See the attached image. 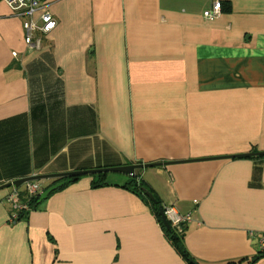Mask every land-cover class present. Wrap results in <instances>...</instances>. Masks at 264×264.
Segmentation results:
<instances>
[{
    "label": "crops",
    "instance_id": "obj_1",
    "mask_svg": "<svg viewBox=\"0 0 264 264\" xmlns=\"http://www.w3.org/2000/svg\"><path fill=\"white\" fill-rule=\"evenodd\" d=\"M214 1L50 0L35 48L0 0V184L169 162L134 175L189 214V259L264 264V154L233 156L264 151V0H219L207 19ZM109 173L68 176L13 221L7 204L0 264H192L122 186L131 175Z\"/></svg>",
    "mask_w": 264,
    "mask_h": 264
},
{
    "label": "built area",
    "instance_id": "obj_2",
    "mask_svg": "<svg viewBox=\"0 0 264 264\" xmlns=\"http://www.w3.org/2000/svg\"><path fill=\"white\" fill-rule=\"evenodd\" d=\"M11 12L15 16L21 17V27L23 33V41L28 46L39 48L41 42L46 38V34L50 32L56 25V19L49 12L48 5L50 0H3ZM221 2L215 0L211 7L203 11V16L207 19H213L220 13ZM38 12L37 18L33 14ZM139 180V179H138ZM25 195L20 197L21 189L13 187L11 191L0 198V212L5 213V206L10 205L11 214L7 215L8 221L17 219L21 212L30 210V200L39 196L43 188L36 181H25L23 183ZM163 213L169 222L170 226L175 230H180V227L185 222L190 221L189 214L179 213L173 206H163ZM259 253L264 255V231L259 237Z\"/></svg>",
    "mask_w": 264,
    "mask_h": 264
},
{
    "label": "water",
    "instance_id": "obj_3",
    "mask_svg": "<svg viewBox=\"0 0 264 264\" xmlns=\"http://www.w3.org/2000/svg\"><path fill=\"white\" fill-rule=\"evenodd\" d=\"M264 151H257V152H248V153H241V154H235L233 156L237 157H243V156H252V155H263ZM219 157H226V156H219ZM169 162H149V163H139V164H122V165H116V166H106V167H98V168H92V169H82V170H74V171H66V172H56V173H48V174H36L31 175L23 178H18L6 183L0 184V189L7 188L10 186H19L25 181H32V180H39L44 178H59V177H68V176H77V175H83V174H89V173H98V172H120L126 175H134V170L139 168H145L150 166H158ZM62 184V181L57 182L45 190H43L39 194V200H43L47 197V195L56 189L58 186ZM145 195L149 200L152 202H156L155 198L153 197L152 193L148 190L145 191ZM161 222L164 225V227L167 230H170V224L167 221L164 213L162 210H159ZM192 264H197L195 261L189 259Z\"/></svg>",
    "mask_w": 264,
    "mask_h": 264
},
{
    "label": "trees",
    "instance_id": "obj_4",
    "mask_svg": "<svg viewBox=\"0 0 264 264\" xmlns=\"http://www.w3.org/2000/svg\"><path fill=\"white\" fill-rule=\"evenodd\" d=\"M75 177L76 176H71L72 179H74ZM136 178L137 177H135V175L130 176V178L127 179L122 184V186L125 187V188L130 189L132 192H136L143 199L147 200L150 203L151 207H152V211L155 214V216L157 218V221L163 227L162 222H161V218H160V214H159V210H163V206L161 205V203L159 202V200H158V198L156 196H155L156 202H151V201L148 200L147 196L145 195V191L148 190V191H150L152 193L151 189L144 182L139 181L138 180L139 178H137V179ZM66 179H67V177H59V178H56L54 180V183L53 184H55L57 182H60V181L66 182ZM63 183H62V185H63ZM107 183L108 182L105 179H101L100 181H98V184L96 182L97 185H104V184H107ZM62 185L58 186L57 188H60ZM47 187H49V186L44 187V189H46ZM53 191H51L50 193H52ZM38 199H39V196H36L35 198H32L30 200V209H32V208L35 207V205L38 202ZM23 213L24 212H21V214H23ZM163 230H164L165 234L168 236V238L170 239V241L173 244L174 248L181 255H183L186 259H189L190 256L186 252V249H185V247L183 245V242H182V235H183L182 232L181 231L177 232L174 228H171L169 231L166 230L165 228H163Z\"/></svg>",
    "mask_w": 264,
    "mask_h": 264
},
{
    "label": "rangeland",
    "instance_id": "obj_5",
    "mask_svg": "<svg viewBox=\"0 0 264 264\" xmlns=\"http://www.w3.org/2000/svg\"><path fill=\"white\" fill-rule=\"evenodd\" d=\"M109 174H110V175H109V176H110V177H109V178H110L109 180H114L113 178H114V176H115V175H114L115 173L112 172V173H109ZM22 191L24 192V190H22Z\"/></svg>",
    "mask_w": 264,
    "mask_h": 264
},
{
    "label": "clouds",
    "instance_id": "obj_6",
    "mask_svg": "<svg viewBox=\"0 0 264 264\" xmlns=\"http://www.w3.org/2000/svg\"><path fill=\"white\" fill-rule=\"evenodd\" d=\"M171 227V226H170Z\"/></svg>",
    "mask_w": 264,
    "mask_h": 264
}]
</instances>
